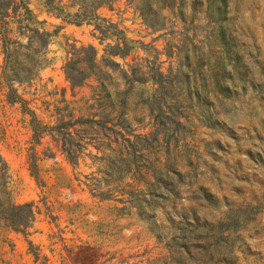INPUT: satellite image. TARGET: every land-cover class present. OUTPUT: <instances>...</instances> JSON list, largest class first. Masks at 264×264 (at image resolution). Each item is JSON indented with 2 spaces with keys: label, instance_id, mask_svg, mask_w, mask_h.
<instances>
[{
  "label": "rangeland",
  "instance_id": "1",
  "mask_svg": "<svg viewBox=\"0 0 264 264\" xmlns=\"http://www.w3.org/2000/svg\"><path fill=\"white\" fill-rule=\"evenodd\" d=\"M25 1L51 36L38 77L14 83L24 105L0 81V182L34 217L23 232L0 220V264H264V0H175L156 29L138 0ZM69 44L121 54L102 110L118 132L75 123L89 132L75 163L46 131L102 103L95 77L70 89Z\"/></svg>",
  "mask_w": 264,
  "mask_h": 264
},
{
  "label": "trees",
  "instance_id": "2",
  "mask_svg": "<svg viewBox=\"0 0 264 264\" xmlns=\"http://www.w3.org/2000/svg\"><path fill=\"white\" fill-rule=\"evenodd\" d=\"M72 5L85 2L86 0H72ZM139 5L137 10L143 19V22L151 29L159 28L162 17L159 14V10L162 7H171L174 5L175 0H138ZM45 7L50 9L54 6V0H43ZM224 4V0H220ZM93 7L85 12L92 13ZM72 17H80L84 13L69 14ZM30 9L26 5L25 0H0V40L1 49L3 52V64L0 72V81L7 87L6 100L8 102H21L23 105L25 100L17 94L14 83L24 84L30 83L38 77V71L43 68L47 63V48L50 42L51 34L45 31H41L38 28L31 26ZM72 22V21H70ZM14 24V25H13ZM17 33L21 36H26V42L13 39L11 35ZM115 48L119 50V45H115ZM121 55L119 51H109L107 56H98L96 49L92 45H76L69 44L67 51V58L62 66L64 77L69 84L72 91L75 88L81 87L87 83L91 77H95L98 81V96L102 103V109L99 113L98 120H90L88 118H77L73 122L65 120V115L57 119V124L49 127L46 131L52 134L54 131L59 137L56 138L60 143L63 153H65L67 159L75 163L79 157L80 149L85 148L88 145L87 142L77 143L75 141L74 134L82 131L84 135L89 132L87 129H74L70 131L69 128L75 123L79 125H87L89 123H101L103 128L109 130L110 133H106L105 137L110 139L111 134H116L113 127H105L107 122H112L109 118L112 110L108 113L102 111L105 108L112 109L113 104L110 100V91L107 88L108 79L110 75L105 70L108 67L116 65L112 60V56ZM31 114H33L31 112ZM118 114V117H121ZM66 116L72 117V114ZM117 117V116H116ZM35 121V119H33ZM37 123V121H36ZM34 132L39 134V124L36 125ZM113 125H117L113 123ZM90 127V124H89ZM35 140H39L36 138ZM103 144V143H102ZM108 150H112L110 143L107 144ZM99 149V148H97ZM35 170V169H32ZM6 171V165L0 157V181L4 179V173ZM2 189L0 193L4 197L0 196V220H2L6 226L11 227L15 231H25L34 217V211L32 210V202L24 204H13L11 199L7 195V191L3 186V182H0Z\"/></svg>",
  "mask_w": 264,
  "mask_h": 264
}]
</instances>
